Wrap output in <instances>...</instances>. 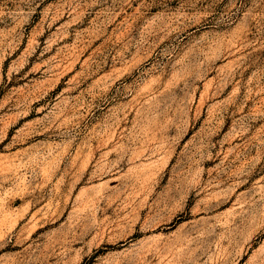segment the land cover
<instances>
[{
	"label": "rangeland",
	"instance_id": "obj_1",
	"mask_svg": "<svg viewBox=\"0 0 264 264\" xmlns=\"http://www.w3.org/2000/svg\"><path fill=\"white\" fill-rule=\"evenodd\" d=\"M0 264H264V0H0Z\"/></svg>",
	"mask_w": 264,
	"mask_h": 264
}]
</instances>
